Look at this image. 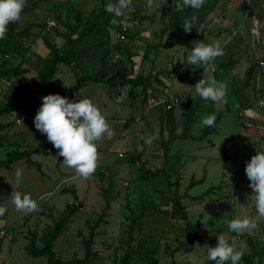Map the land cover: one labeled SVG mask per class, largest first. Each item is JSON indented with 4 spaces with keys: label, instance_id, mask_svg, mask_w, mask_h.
<instances>
[{
    "label": "rangeland",
    "instance_id": "374dc122",
    "mask_svg": "<svg viewBox=\"0 0 264 264\" xmlns=\"http://www.w3.org/2000/svg\"><path fill=\"white\" fill-rule=\"evenodd\" d=\"M134 1L135 4L126 8L123 15L137 13L138 18H143V21L131 18L132 21L127 23L131 38L128 43L122 44L123 53L113 49L117 39L109 31L113 45L90 51L87 61L79 70L60 65L59 74L53 81L55 86L68 89L76 83L78 74L92 71L104 59L111 74L127 66L134 77L138 74L145 77L151 75L152 88L162 87L163 80L175 82L176 87L171 88L172 93L182 97L187 89L185 84L189 76L181 62L189 53L185 41L191 32L186 33L183 29L185 21H188L197 29L194 46L202 41L206 44H219L223 50V55L218 58L223 64H229L228 68H219L215 74L208 73L206 79H215L226 85L224 101L213 102L200 98L197 101L199 103L194 104L187 115H180L181 122L161 126L153 111H157L163 119H167L169 114L159 109L145 112L147 100L145 102L143 99L145 95L141 88L135 90L141 99L136 102V111H132L130 87L110 90L107 85L88 83L80 95L67 98L90 99L100 109L113 135L110 138L105 135L96 142L99 153L97 168L87 178L62 163L63 159L57 155L59 150L53 147L46 135L35 129L34 117L20 126L17 121L19 113L3 115L0 118V162H6L12 152L34 148H47L50 155L32 157L41 164L43 173L30 168L26 160L16 161L10 168H0V207L6 208L5 214L0 216V264L47 263L45 257L32 258L28 255L26 246L29 237L32 232H36L40 238L39 245H43V238L54 225L53 219H58L68 205L75 203L71 193H62L64 189L73 188H76L83 208L55 247L58 257L66 261L85 257L84 240L88 238L91 227L104 218L96 238L95 252L99 258L95 264L118 262L123 250L116 247L121 237H129L131 221L128 218L133 216V212L143 211L145 216L141 227L134 232V244L137 246L139 242L145 241L144 251L156 248L160 264H173L174 261L177 264H208V247L216 245L218 235H224L231 243L227 225L234 217H248L255 223L254 228L239 234L242 240L236 245L237 250L248 253L251 239L264 243V217L255 212L254 196L245 173L246 163L251 157L257 151L264 152V115L254 114L260 110V104L264 103V67H259L264 58V47H254L250 43V20L246 19L245 13L250 7L252 16L257 15L263 20L264 1L253 0L248 4L242 0H205L200 9L187 8L183 12L176 11L175 0ZM36 2H40L38 6ZM109 2L113 3L114 0H26L18 31L24 36L22 40L31 46L30 53L41 58L42 65L38 69L30 68V63L25 61L23 70L28 68L29 72L20 77H3L4 82L0 80V104H5L14 88L39 82V71L45 60L50 58L45 38L58 42L63 51L70 50L65 45L66 40L54 28L57 27L61 34L67 33L68 25L77 23L79 12L85 15L84 21L92 20V16L97 20L100 15L104 21L102 12ZM122 19V15L118 16V20L111 24L119 26ZM236 29L237 34L234 31ZM91 46L89 42L83 45L89 48ZM83 47L79 49L84 50ZM116 54L122 56L121 60H115ZM20 63V59L13 58L7 63V70L16 69ZM252 66L257 67L256 71L263 76L261 79L255 77L248 86L247 75ZM193 79L195 83L196 77ZM245 90L248 92L244 94ZM44 96L46 95L37 96L36 101L25 108L31 105L37 113L41 106L37 105L42 104L41 98ZM96 96L101 99L100 102H97ZM197 97L199 95L193 88L190 98L195 102ZM103 101L108 103L104 104ZM187 105V101L182 99V107L186 108ZM245 111L246 115L241 116ZM212 114L220 117V123L212 135L200 140L199 137L206 128L201 120ZM253 119L259 123L260 135H254ZM185 130L190 136L187 139L179 136ZM173 136L174 140L169 142ZM149 140L151 143H148ZM165 149L169 151L167 157L164 156ZM133 153L148 154L149 157H145L147 162L144 161L146 168L149 171L166 169L172 182L179 181V185L169 186L168 179L163 174L156 178L142 177L140 166L131 163ZM121 154L124 156H120ZM103 155L106 156L104 162L100 160ZM223 166H227L226 169ZM214 168L221 169L223 173L219 176L213 174ZM17 169L22 170L19 184L16 183L15 176ZM103 170H107L106 173H102ZM100 174L107 176L103 180ZM205 176L208 178L204 183ZM193 179H202V182L190 189ZM63 180L66 181L62 183L61 191L51 192ZM111 180H114L115 185L109 191L111 209L108 211L105 194ZM126 183L130 184L129 187H124ZM177 187L179 193L185 196L182 204L187 209L191 222L204 225L193 234L200 236L193 252L188 254L181 250L173 257L171 252L166 251L165 240L160 244L158 240L160 237L166 238L173 250L180 246L179 242L188 243L183 223L171 226L172 222L167 214L169 209L165 205V198H162H172ZM13 191L30 194L37 203V210L31 213L17 211L12 203ZM207 193L209 195L205 199H199ZM155 206L160 208V213L154 210ZM242 263L241 259L239 264ZM255 264H259V260Z\"/></svg>",
    "mask_w": 264,
    "mask_h": 264
},
{
    "label": "trees",
    "instance_id": "16d2710c",
    "mask_svg": "<svg viewBox=\"0 0 264 264\" xmlns=\"http://www.w3.org/2000/svg\"><path fill=\"white\" fill-rule=\"evenodd\" d=\"M264 1V0H263ZM117 0H114L113 3H116ZM40 2H36L38 6ZM64 5V4H63ZM105 20L102 21V16L100 15L99 19L95 20V16H92V20L84 21L85 15L82 12L78 13L77 23L72 25L69 24V29L67 33H62L57 30V27L54 28L60 35L66 40V44L70 47L69 51H63L59 46L58 42L51 41L47 38L44 39L45 45L50 50V58L45 60L42 69L39 71V82L35 84H24L21 87L14 88L13 93L7 96V101L4 105L0 104V118L5 114L20 113L25 108L26 105L32 103L37 96H43L48 94H60L64 97H71L78 94L83 90L88 83L98 84V85H107L110 90H123L124 88L130 87L131 95L135 93V90L142 89L144 100L148 99L147 93L150 88L153 87V77L151 75L145 77L144 75L138 74L136 77L132 76L130 69L122 67L118 69L114 74L110 73V68L107 67L106 60L101 61V65L98 64L95 69L90 72H87L83 75H77L76 83L69 87L68 89H62L55 86L53 83L54 79L57 77L60 69V65H66L71 67L73 70H79L87 61L89 57V52L94 50L102 49L105 45H113L110 42L109 35V26L115 18V15L107 13L105 10L102 12ZM24 14V9L21 13V17ZM94 15V14H93ZM134 18L143 21V18H138L137 13L131 15ZM101 18V19H100ZM19 22L11 23L9 25L8 31L4 38L0 39V79L1 78H12L20 77L27 72L28 69L23 70L24 60L30 54L31 46H28L22 39L23 35L19 33ZM27 34V32H25ZM197 29L193 28L190 33V36L185 41V46L190 52L194 46L193 41L196 36ZM127 37L131 38V32H127ZM91 43V47H83L85 43ZM81 45L80 47H78ZM113 49L117 52L122 51V44H114ZM84 48V50L79 48ZM87 48V49H85ZM9 56V59L5 57ZM20 59L21 63L16 69H8L7 63L12 59ZM87 64V63H86ZM185 65V64H184ZM229 64H223L222 61L219 65V68L227 69ZM189 72L186 83L187 85H192L194 83L193 77L198 73L194 71V66H185ZM88 71V70H87ZM193 75V77H192ZM255 75V68L252 66L247 75V85L249 86L253 81V76ZM189 100V99H188ZM190 109H193V103L190 100ZM185 113V111H184ZM187 115V113L183 114ZM170 118L174 117V113L169 114ZM186 118L189 116H185ZM220 123V117H216L215 124L212 127H206L203 131V134L199 137L200 140L206 139L212 135L215 131L216 126ZM188 130V125L186 126ZM184 134L188 135L187 132ZM184 139H187L188 136H181ZM173 141V140H172ZM169 154L168 149H165V156ZM34 155H50V150L47 148H34L24 151H15L9 154V157L6 162H0V168H10V166L20 160H26L30 168L37 169L40 173H43L42 166L40 163L34 161L32 157ZM62 160L63 157H60ZM131 163L133 165H139L142 177H159L161 174L165 175L168 179L169 186L175 187L179 185V181L176 183L172 182L171 175L166 171V169H161L157 171H149L146 168V163L142 159V155L131 156ZM107 175L100 174V177L104 180ZM202 181L192 180L190 189L195 185L200 184ZM115 185L114 180L109 182V187L106 190V200H107V209H111V199H110V189L113 190ZM211 192V191H210ZM209 192V193H210ZM63 194L71 193L74 197L75 203L67 206L65 211L59 216L58 219H53V227L48 231L46 236L43 238V245H39V236L36 232H32L29 237L28 246H26V251L28 255L32 258H47L46 264H95L98 261L99 255L95 252L96 238L98 234V229L101 224H103L104 218L100 220L97 224L91 227L88 238L84 240L85 245V257L83 259L74 258L71 260H63L58 257L55 252V247L57 241L62 237L65 231L68 230L69 224L73 222V219L82 211L83 204L80 202L76 188L72 190L64 189ZM209 193L201 196L199 199H205ZM185 196H182L179 193V187L176 188L175 195L172 198H165V205L168 206V216L172 222L171 226L173 227L174 221L178 220L183 223V230L186 232L188 237V243L183 244L179 242L180 246L173 250L172 246L167 244L170 243L166 238L160 237L158 244L162 243L165 240L164 246L166 247L167 252H171V255H174L184 250L186 253H192L195 249L196 243L200 240V236L193 235L195 232L200 230L204 224H193L190 220L189 213L187 209L182 204V200ZM154 210L160 213V208L155 206ZM145 216V211L140 213H134L130 219L131 224L129 225V237H121L118 242V247L123 250L121 259L113 264H160L157 254L159 253L156 248H150L144 251L145 241L139 242L135 246V237L134 232L138 227H141V221ZM126 221V220H125ZM170 228L168 227V231ZM250 251L246 254L243 253L242 264H255L256 260H259V264H264V243H260L257 240H250ZM1 251V244H0ZM173 264H177L176 261ZM208 264H215V261H211Z\"/></svg>",
    "mask_w": 264,
    "mask_h": 264
},
{
    "label": "clouds",
    "instance_id": "9594fccd",
    "mask_svg": "<svg viewBox=\"0 0 264 264\" xmlns=\"http://www.w3.org/2000/svg\"><path fill=\"white\" fill-rule=\"evenodd\" d=\"M26 0H0V39L4 38L8 26L21 19V13ZM131 0H117L116 3H106L105 11L115 16L123 15V11L129 7ZM205 0H175L177 12H183L187 8L200 9ZM193 25L185 21L183 29L191 32ZM223 55L219 44H206L199 42L191 49L181 62L185 66L199 67L218 56ZM194 70V69H193ZM195 92L204 100L223 102L226 96V85L215 79H201L195 86ZM42 99V104L34 117L35 129L46 135V138L58 151V156L63 157L62 163L73 168L75 172L87 178L97 168L99 159L97 141L103 136L113 135L105 117L100 109L88 98L69 100L60 94H48ZM214 114L202 118L201 123L205 127L215 124ZM151 143V140L148 141ZM245 173L250 181L249 187L254 196L255 212L264 217V152H256L246 163ZM16 183L21 182L22 170L17 169ZM12 203L19 212L31 213L37 210V203L30 194L13 191ZM6 212L5 207H0V216ZM229 231L242 234L245 230L254 228L255 223L248 217H234L227 225ZM243 252L236 249L235 241L231 243L224 235L217 236L214 247H208V259L215 264H239Z\"/></svg>",
    "mask_w": 264,
    "mask_h": 264
},
{
    "label": "built area",
    "instance_id": "2783aa9c",
    "mask_svg": "<svg viewBox=\"0 0 264 264\" xmlns=\"http://www.w3.org/2000/svg\"><path fill=\"white\" fill-rule=\"evenodd\" d=\"M243 3H248L250 4L252 0H242ZM135 4L134 0H131V3L129 5V7H132V5ZM263 8H264V3H263ZM249 15V12H247ZM122 20L120 21L122 24H120L119 26L115 25V24H111V26L109 27V31L112 32L113 34H115L116 39H117V43H121V44H126L128 43L130 40L127 37V32L129 30L127 23L130 22L131 18H133L131 15H122ZM118 20V16H115V18L113 19V21ZM256 18H254V26H253V30L252 32H256L259 22ZM132 21V20H131ZM51 31V29H50ZM6 59H9V56L5 57ZM122 56L120 54H116L115 55V60H121ZM221 63V60L216 57L213 60H211L210 62L207 63H202L201 65H199V67L194 68V71H198V73L194 76L196 77L197 81H195V83H193L192 85H186L187 89L185 90V92L181 95L182 97H180L179 95H175L172 93V89L175 86V82H171V81H167V80H163L164 81V85L162 87H160L159 89L156 88H150L148 90L147 96V110H155V109H159L162 110L164 113H182L184 114V111H181L182 109V99L188 100V98L190 97V93L192 91V89L194 88L193 86H195V84L207 77L208 73L210 74H215L218 72L219 70V65ZM262 66H264V61H262L260 63ZM3 78H1L0 80H2ZM195 79V80H196ZM3 81V80H2ZM4 82V81H3ZM261 108H264V103L260 104ZM246 115V111L243 112L241 114V116H245ZM18 124H21V120H17ZM120 156H124L123 154H121ZM102 173H106L105 170L102 171ZM129 183L124 184V187H129ZM125 221V219H124ZM126 222V221H125ZM181 221L175 220L174 224L175 225H179L181 224ZM229 234L232 238V241H235V246L238 244V242H240L242 240L241 235H237L234 232L229 231ZM4 235V232H3ZM231 241V242H232ZM237 249V247H236Z\"/></svg>",
    "mask_w": 264,
    "mask_h": 264
},
{
    "label": "crops",
    "instance_id": "0c3cea01",
    "mask_svg": "<svg viewBox=\"0 0 264 264\" xmlns=\"http://www.w3.org/2000/svg\"><path fill=\"white\" fill-rule=\"evenodd\" d=\"M253 1V0H252ZM251 1V2H252ZM55 3V2H54ZM248 11L247 12H249V15H248V13L246 12L245 14H246V16H247V18L246 19H248V20H250V34H251V44L254 46V47H264V19L262 20L261 18H258V16L256 15H253L252 16V12H251V9H250V7L247 9ZM254 18H256L257 20H258V22H259V25H258V28H257V30H256V32H252V30H253V26H254V23H253V21H254ZM257 20H255V21H257ZM235 31V34H237L238 33V29H236V30H234ZM232 39V38H231ZM231 39H230V41H231ZM229 41V42H230ZM32 54H33V56H32ZM40 59L41 58H39L35 53H33V52H31L30 54H29V56L27 57V59L26 60H24V62L26 61L27 63H30V68H32V67H34V68H36V69H38V67L39 66H41L42 65V60L40 61ZM262 61H264V58L260 61V63L262 62ZM261 65V64H260ZM259 67H264V66H259ZM26 69H28V68H26ZM41 69V68H40ZM39 69V70H40ZM256 69H257V67H255V75L253 76V80L255 79V77H259L260 79H261V77L264 75H261L262 73H260V72H258V71H256ZM59 74V73H58ZM207 78V77H206ZM264 90V89H263ZM84 90H81L78 94H76V95H80L82 92H83ZM248 92V90H245L244 91V94L245 93H247ZM75 96V95H74ZM72 97V96H71ZM97 97V96H96ZM68 98H70V97H68ZM98 98V97H97ZM139 98L141 99V96L139 95V94H136V93H134V95L132 94H130V106H131V109H132V111H136V102L139 100ZM201 97L199 96V97H197V99L195 100V102L194 101H192L193 99H191L190 97L188 98L189 100H186L187 101V106H186V108H184V107H182V109H181V111H185V113H188L189 112V109H190V104H189V101L191 100L192 101V103H193V105L195 104V105H197V103H199V102H197L198 101V99H200ZM34 101H36V99L34 100ZM101 101V99L100 98H98V100H97V102H100ZM103 103L104 104H106V103H108L107 101H103ZM39 105H41V104H38L37 105V107L39 106ZM146 109V108H145ZM188 109V110H187ZM259 109L260 110H257L254 114H257V113H260V114H262V115H264L263 113V110H264V108H260L259 107ZM150 111V110H149ZM145 112H148V110L146 109V111ZM184 113V114H185ZM153 114H154V116L156 117V119H158V122H160V125L161 126H163V125H165V126H170V125H175L177 122H181L180 120H179V117H180V115H183L182 113L180 114V113H174V117L173 118H170V116L168 115V117H167V119H163L162 118V116L157 112V111H153ZM170 114V113H169ZM35 115H36V110H34V108H32V106L31 105H29L28 106V108H25V109H23L22 110V112H20L17 116H18V119H20L22 122H21V124H20V126H23L24 125V123L26 122V121H30V120H32V118L33 117H35ZM259 116V115H258ZM264 117V116H263ZM138 119L139 118H137L136 119V121L138 122ZM140 119H142V117H140ZM152 120H155V119H152ZM252 124L254 125V127H255V133H254V135L255 134H257V135H260L261 134V132H260V129H259V123H258V121H255L254 119L252 120ZM183 125V124H182ZM168 129H169V127H168ZM216 131V130H215ZM214 131V132H215ZM173 133H175V131L173 132ZM184 135V133H183V131L180 133V135L179 136H183ZM187 136H189V135H187ZM170 137V136H169ZM190 137V136H189ZM188 137V138H189ZM168 138V137H167ZM174 136L172 137V139L169 141V142H171L172 140H174ZM208 138V137H207ZM166 139V138H165ZM243 139V138H242ZM164 143H165V141H163ZM243 150H244V148H243ZM228 151V150H227ZM159 151H157V153H158ZM164 153H165V151H164ZM169 155V154H168ZM244 155H246L245 154V152H244ZM133 156H138L137 155V153H133ZM164 156H165V154H164ZM145 157H149L148 156V154H146V153H144L143 155H142V159L145 161V162H147L146 160H145ZM243 157V156H242ZM100 160L101 161H106V156H102V157H100ZM109 162V161H108ZM39 163V162H38ZM109 164L111 165V162H109ZM106 165H108V163H106ZM226 167L227 166H223L222 168H224V169H226ZM216 168H214L213 169V174H216L217 176H219L220 175V173H223L222 171H221V169L220 170H215ZM107 171V170H106ZM141 176H142V173H141ZM71 178H74V177H71ZM207 178H208V176H205V178H204V180H203V182L205 183V182H207ZM66 180H68V179H66ZM66 180H63V181H61L60 183H58L57 185H56V187L51 191V192H53V191H56V190H59V191H61V185H62V183L64 182V181H66ZM193 180H195V179H193ZM202 180V179H201ZM201 180H199V181H201ZM197 181V180H196ZM131 183V182H130ZM211 189V188H210ZM210 191V190H209ZM51 194V193H50ZM189 217H190V215H189Z\"/></svg>",
    "mask_w": 264,
    "mask_h": 264
}]
</instances>
